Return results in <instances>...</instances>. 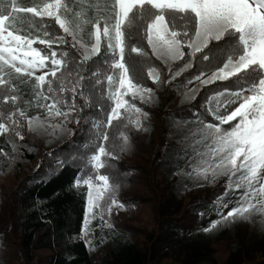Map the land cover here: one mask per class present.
Instances as JSON below:
<instances>
[{
	"label": "snow or ice",
	"instance_id": "1",
	"mask_svg": "<svg viewBox=\"0 0 264 264\" xmlns=\"http://www.w3.org/2000/svg\"><path fill=\"white\" fill-rule=\"evenodd\" d=\"M139 27L152 54L165 63L183 60L186 49L193 57L202 54L203 60L209 59L205 49L223 52L221 65L206 79H196L208 85L235 78L241 82L240 90L222 105L225 110L235 107L217 115L219 123L208 124L203 130L202 139L207 143L198 153L193 172L204 180L226 177L227 187L238 191L240 197L236 206L226 214L221 212V219L204 231L257 215L264 226V0H0V137L11 133L23 140L20 129L25 127L30 132L63 130V122L76 110L77 89L84 79L78 76L68 88L69 52L57 51L63 45L79 54L81 64L100 56L104 46L105 53L111 55L109 67L115 70L105 76L107 99L112 102L106 126L126 120L125 127L131 124L146 130L142 117L147 113L125 99L130 96L143 101L152 92L133 82L125 62L130 30ZM130 51L147 55L140 47L133 46ZM147 74L159 82L157 69L151 68ZM68 91L73 94L71 103L63 96ZM32 108L38 114L30 115ZM61 117L60 123H48ZM119 138L123 151L129 136L120 132ZM108 140L105 132L102 143L88 158L90 172L74 184L87 188L86 235L93 209H99L95 215L104 221L105 211L111 215L113 206L124 207L115 198L118 186L110 182L109 175L100 173L108 166L106 158H117L105 147ZM105 198L110 202L102 208Z\"/></svg>",
	"mask_w": 264,
	"mask_h": 264
},
{
	"label": "trees",
	"instance_id": "2",
	"mask_svg": "<svg viewBox=\"0 0 264 264\" xmlns=\"http://www.w3.org/2000/svg\"><path fill=\"white\" fill-rule=\"evenodd\" d=\"M21 2L26 3L27 0ZM55 30L59 34L58 27ZM133 33L132 30L127 45H139L144 51L146 47L149 57L132 52L125 54L129 73L132 77L133 73L138 75L135 79L158 96L169 91L172 85L169 78L187 60L193 61L191 67L180 75L184 76L185 81L211 74L223 60L221 50L209 52L205 49L209 59L203 60L202 54L193 57L186 49L183 60L165 63L152 54L147 41L143 39L142 27H139L137 36L132 37ZM134 37L138 40H134ZM35 46L44 47L39 44ZM62 50L69 52L67 73H71L65 82L75 74L84 77L76 102L81 114L73 127L74 131L52 147H48L40 134L28 131L27 127L20 129L23 140L11 133L0 137V194L4 192L10 201V226L0 225V264H112L114 261L120 264H144L143 255L147 250L138 241L145 236H164L174 225L188 233L195 231L202 220L201 211L196 207L218 204L227 191V178L216 179L211 188L185 189L180 194L183 202L180 211L164 215L162 206L175 197L178 182L175 176H169V167H176L177 159L184 153V141L178 138L182 132L181 124H173L167 130L153 125L146 116L142 117L143 126L148 123L153 126L150 132L152 143L147 140L143 130H137L131 124L125 127L126 120L113 121L112 127H107L112 105L107 99L109 89L104 79L108 72L99 70L97 64L107 55L104 46L101 47L100 56L83 64L70 45L57 49L58 52ZM126 51H129L128 47ZM131 56L137 62H133L132 68L129 64ZM144 59H151L153 68L159 72V82H154L148 76V70L142 63ZM114 71L111 69L110 75ZM240 83L230 78L228 81L203 84L188 104L174 110L162 108L161 113L179 121H196L200 118L215 124L211 109L214 98L240 90ZM81 94L87 97L88 102L82 101ZM125 99L140 108L142 106L139 100H132L130 96ZM146 109L149 108L144 106ZM39 111L42 113V110ZM29 114L36 115L38 110L32 108ZM41 118L45 117L41 114ZM105 132L109 135L105 147L117 158H106L108 166L100 173L109 175L110 182L118 186L115 198L124 205V210L113 206L111 215L105 211V224L95 215L99 209H93L86 235L85 217L89 215L87 188H77L74 184L90 172L88 158L98 143H102L101 136ZM120 132L129 136V143L123 151L120 148ZM140 170L144 174L139 173ZM109 202L105 198L101 201V207L106 208ZM180 212L182 214L179 215ZM147 224L151 227L148 230L143 226ZM228 251L226 258H223L226 264L231 258V248ZM256 264H264V256Z\"/></svg>",
	"mask_w": 264,
	"mask_h": 264
},
{
	"label": "rangeland",
	"instance_id": "3",
	"mask_svg": "<svg viewBox=\"0 0 264 264\" xmlns=\"http://www.w3.org/2000/svg\"><path fill=\"white\" fill-rule=\"evenodd\" d=\"M138 29L139 28L132 29L134 32L132 37L134 35L137 36ZM134 40L138 39L134 37ZM133 46L139 47V45L137 46L136 44ZM128 48L129 51H125V54H129L131 52V46H128ZM145 49V52H147L148 50L146 47ZM143 56H145V58L149 57L148 52L147 55ZM125 59L128 62V57L126 58L125 56ZM110 61L111 55L107 54L104 59L98 61L97 63L100 67L99 70L104 69L106 72H108V74L104 75V79L106 75H110V71L112 69L109 67ZM192 61L193 60L190 59L187 60L186 63L192 65ZM133 62H135V60L131 56L129 62V64H131L130 68H132V66L134 67ZM142 63L145 65L148 71L154 67L151 64V59H144ZM169 63L172 64L173 62ZM126 64L128 66V63ZM190 67L183 66L181 68L183 70H179V75H176L175 72L169 78L168 81H172V85L165 95L158 96L152 90L150 97H146L143 101L138 97L135 99L141 102V109L144 110V106L149 108L146 109V111L144 110V112L147 113L146 117L151 123H153V125L169 130L173 124H181L182 132L179 134L178 138L184 141V153L180 158L177 159L176 167L173 165L169 167V176H175L178 179V182L175 188V197L171 201H167V203L162 206V213L164 215H170L180 211V207L183 204L180 194L185 189L195 190L200 188H211L215 183L211 177H209L208 180H204L202 178H197L193 172L194 166L200 159L198 153L205 150L204 144L207 143V141H203L202 139L203 130L208 124L213 123H207L200 118L196 121H179L161 113V110L163 109L174 110L182 105L188 104L202 87L203 84L197 79L185 81L184 76L180 77V75ZM134 74L135 73H133L134 77H132L131 73H129V75L133 78V82L144 87L141 82L135 79L139 76H135ZM78 75L79 74H75L71 78L69 77V80L66 82L68 88H71V86L76 82ZM208 75L204 76L203 78L206 79ZM81 83L82 81H80L78 86V93L82 87ZM55 86L56 85H54V87ZM234 93L235 92H227L222 96L216 97L211 103L213 118L216 120L215 124L219 123L217 120V115H225L227 114V111H230L235 107V105H232L227 110L222 107V105L226 104L228 99L231 98ZM72 95L73 94L70 91L63 93V96L69 101V103H71ZM77 95L75 99L76 110L71 112L67 122H63V130L57 129L55 132H53L52 129H48L47 131H37V133L40 134V136L46 141L48 147L54 146L59 140L66 138L74 131L73 127L78 123L77 121L81 114V108L76 103ZM81 98L83 99L82 101L88 102L87 97L82 94ZM65 110L67 109L65 108ZM62 121L63 118L61 117L54 120H49L48 123H60ZM143 127L146 129L143 130V132H145V135H147V140L152 143L151 130H153V126L148 123ZM224 127H228V125H224ZM170 158L172 157L170 156ZM139 173L144 174V171L140 170ZM224 178L226 177H219L218 179ZM239 197L240 193L238 191L227 188L223 198L215 206L196 207V210L198 209L201 211L202 220L196 230L192 233L183 231L178 226L174 225L171 227L172 229L169 228L168 233H166L164 236H161V234L159 236H145L143 240L138 241L140 246L144 247V249L146 248L147 250V253H144L143 255V263L226 264V259L223 258H226L228 255L227 252H229L228 250L231 248V258L228 264H256V262L263 259L264 256V226L261 225L262 217L257 215L249 221L238 220L235 223L225 222L211 232L204 231L205 229L210 228L213 222L221 219V212L226 214L227 211L236 206ZM9 203L10 201L5 196V193L3 192L0 194V225L10 226V214L8 212ZM222 203L227 204V207L222 208ZM122 209L124 210V208ZM180 214L182 213L180 212L179 215ZM148 224L147 226L143 225L147 230L148 228H151L149 226L150 224ZM112 264L120 263L114 261Z\"/></svg>",
	"mask_w": 264,
	"mask_h": 264
}]
</instances>
